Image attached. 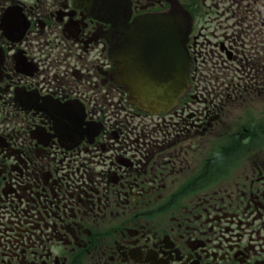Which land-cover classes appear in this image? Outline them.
Here are the masks:
<instances>
[{"label":"flooded vegetation","instance_id":"obj_1","mask_svg":"<svg viewBox=\"0 0 264 264\" xmlns=\"http://www.w3.org/2000/svg\"><path fill=\"white\" fill-rule=\"evenodd\" d=\"M172 1L195 63L154 115L105 36ZM0 264H264V0H0Z\"/></svg>","mask_w":264,"mask_h":264},{"label":"water","instance_id":"obj_2","mask_svg":"<svg viewBox=\"0 0 264 264\" xmlns=\"http://www.w3.org/2000/svg\"><path fill=\"white\" fill-rule=\"evenodd\" d=\"M113 24L108 40L116 81L125 85L130 101L141 109L172 110L189 85L187 13L174 4L168 12L144 15L133 23L118 15Z\"/></svg>","mask_w":264,"mask_h":264},{"label":"bare ground","instance_id":"obj_3","mask_svg":"<svg viewBox=\"0 0 264 264\" xmlns=\"http://www.w3.org/2000/svg\"><path fill=\"white\" fill-rule=\"evenodd\" d=\"M116 9H117V7L115 8V10H116ZM115 10H114V11H115Z\"/></svg>","mask_w":264,"mask_h":264}]
</instances>
